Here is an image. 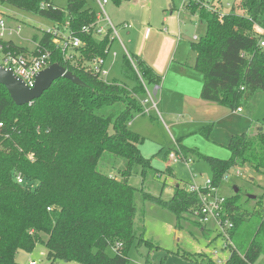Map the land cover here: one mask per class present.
Returning a JSON list of instances; mask_svg holds the SVG:
<instances>
[{
    "label": "trees",
    "instance_id": "1",
    "mask_svg": "<svg viewBox=\"0 0 264 264\" xmlns=\"http://www.w3.org/2000/svg\"><path fill=\"white\" fill-rule=\"evenodd\" d=\"M0 1L53 23L69 21L85 42L81 53L86 59L106 57L112 30L104 37L81 32L97 18L87 0H68L63 8L52 0ZM111 1L121 5L127 0ZM204 2L186 3L205 25L204 35L191 44L196 53L194 68L204 78L201 97L237 111L258 102L264 92V46L260 45L264 33L257 34L254 29L256 25L264 28V0H239L223 14ZM34 39L52 50L51 65L66 67L80 81L59 78L32 104L25 105L16 104L0 84V120L9 133L0 149V264H20L17 253H32L38 245L46 248L47 264H130L126 246L143 239V229L136 222L139 194L143 202L171 211L177 227H182L185 214H194L198 202L197 196L180 183L169 199L130 183L134 174H141L145 180L152 171L154 179L160 172L151 158L142 154L144 137L130 128V122L137 113H143L139 99L146 90L141 79L160 83L161 77L134 56L137 71L124 54L121 70L132 86L106 83L65 62L49 34ZM10 45L14 50L27 51L23 46ZM212 127L205 124L194 133L209 139ZM178 146L185 154L208 163L217 186L233 168L249 167L264 175L263 123L256 124L251 134L233 135L226 145L230 151L227 159L205 155L180 140ZM161 172L177 179L170 167ZM18 173L24 176V184L16 181ZM250 201L247 198L238 203V195L227 198L238 249L227 264H252L264 254L263 196L257 199L259 209L255 211L246 207ZM204 232L210 235L207 229ZM117 243L122 249L109 256L107 249ZM188 257L195 264H217L205 251Z\"/></svg>",
    "mask_w": 264,
    "mask_h": 264
},
{
    "label": "rangeland",
    "instance_id": "2",
    "mask_svg": "<svg viewBox=\"0 0 264 264\" xmlns=\"http://www.w3.org/2000/svg\"><path fill=\"white\" fill-rule=\"evenodd\" d=\"M87 1L89 6L98 13L99 10L96 1ZM184 1L148 0L147 7L152 11L153 23H158L154 25L162 27V16L169 13L170 5L173 3L175 4V8L178 9L185 6ZM52 2L54 5L63 8L67 5L68 0H52ZM237 2L239 0H221L222 6L226 8V13L230 10V5ZM205 5L207 6V4ZM222 6L214 8L223 14L224 12L221 10L223 9ZM105 9L109 18H111L116 26L122 42H124L131 52L132 48L127 40V29H124L120 22L125 19L130 20L129 16L136 12L134 11L135 5L132 3L129 5H116L110 0L105 5ZM0 12L14 24L20 23L22 25L21 34L13 38L17 43L28 49H31L34 45V36L40 37L44 29L53 25V22L45 17L24 13L8 4H3L1 1ZM238 12L240 13V10ZM190 13V11L188 13V11L184 10L181 12V16L184 18L186 16L188 17L186 23L189 30H194L195 28L196 34L202 35L204 33L203 27L193 25L191 16L189 15ZM142 18L144 23L148 22L146 13L145 17ZM140 20L142 21V19ZM102 24H105V22H102ZM120 38L117 36L116 42L113 43L111 48V53L107 57L108 63L111 64L112 52L116 51L118 53L117 60L111 67L108 79L110 82L117 81L121 85L123 83L131 87L133 82L126 78L121 70L125 53L120 46ZM133 57L134 54L131 58L135 59ZM142 82L150 90L153 89L155 82L150 81L149 78L144 77ZM174 94L175 98L172 101V105L178 108V99L182 95L180 92ZM144 96L145 94L140 99ZM156 99L158 101V108L153 109L150 114L137 113L130 122V128L144 137L143 143L140 144L141 152L144 156L151 158L153 167L160 172H157V177L154 179L152 171L145 180L141 174H134L130 178V183L138 188H144L145 191L153 195H162L164 199H169L172 196V191L177 183L187 188L193 182V174L197 176L196 182L198 184H203L205 180L212 177L208 163L202 159L198 160L194 158L190 166L183 160L174 162L168 160L167 155L170 149H176L178 140H180L181 144L187 145V147H199L201 149L200 151L205 155L227 159L230 156V151L226 145L233 135L243 132L251 134L254 132L256 124H264V92L258 96V101L261 100L258 108L256 107L258 102H254L252 105L245 106V111L242 113L235 112V114L221 121L216 123L211 122L213 127L209 139L202 134L194 133L206 123L200 124L201 126L199 127L195 126L194 128H198L192 131H186L185 129L188 127L174 125L171 122L184 121L185 117L178 118L177 116L172 117L167 115L160 104V95ZM110 131H113V127H110ZM107 166H110V163ZM167 167L171 168V171L176 174L177 179L174 176L167 175L165 172H161L165 171ZM100 169L106 174L109 173L107 169H102L101 167ZM235 186L238 187V192H235ZM219 188L220 192L227 198L238 195V203H243L247 198H251L252 201L246 207L252 211L259 209L257 199L263 196L262 204L264 207V175L257 174L249 167L242 168V170L240 168H233L228 177L221 182ZM253 195L255 198L251 197ZM137 203L139 214L136 222L143 229V239L141 241L135 239L126 246V251L131 259L130 264H195L194 260L189 258L188 255L194 256V254L201 251H205L209 255L214 248H218L223 257L229 254V250H221L223 239L219 236L216 228L210 225L207 229L210 235H207L201 230L202 227L196 224L194 214H185V218L181 220L182 227H177L176 216L171 211L151 202H143L140 194L137 197ZM46 252V248L41 245H38L32 253L19 251L17 253V262L20 264H31L30 261L35 260L38 264H47ZM107 253L109 256H114L116 254V248L113 246L109 247ZM60 264L73 263L61 261ZM256 264H264V254L258 258Z\"/></svg>",
    "mask_w": 264,
    "mask_h": 264
},
{
    "label": "built area",
    "instance_id": "3",
    "mask_svg": "<svg viewBox=\"0 0 264 264\" xmlns=\"http://www.w3.org/2000/svg\"><path fill=\"white\" fill-rule=\"evenodd\" d=\"M98 5L99 12L94 22L86 24L81 28V32L85 34H91L95 37H104L107 35L108 30H112L110 34V44L105 49L106 57L95 56L91 59H86L82 53L81 48L85 46L84 40L70 27V22L60 25L53 23L51 27L43 30V34H49L52 38L53 44L56 49H59L62 53L63 60L72 66L84 69L87 72L92 73L98 79L109 83V76L112 65L115 63L118 57L116 51L112 52V62L108 63L107 57L111 53L112 42L117 38L118 32L116 26L111 22L107 16L105 5L110 0H95ZM193 1V0H192ZM206 2V1H205ZM209 9H215L209 6ZM105 22V24H102ZM125 27L129 24L125 23ZM257 34L264 33V28L256 25L254 27ZM22 32V25L20 23L14 24L3 13L0 12V65L10 70L16 77L20 78L28 87H34L38 74L51 65L52 50L39 40H34V45L31 49L27 48V51L14 50L10 43L19 46L14 41V36L20 35ZM41 37V36H40ZM196 38V37H195ZM260 45L264 46V39L260 40ZM26 48V47H25ZM126 55L130 58L134 68L138 71L137 63L132 59L131 55L125 50ZM67 69V68H66ZM68 70V69H67ZM143 81V79H142ZM145 87V96L139 99L143 108V113L150 114L153 109L158 108L157 93L160 90V83L155 82L153 89H149L143 82ZM30 102L29 104H32ZM239 107L237 111H241ZM6 124L0 120V149L2 146V140L9 137V133L4 131ZM170 162L183 160L188 166H190L194 157L185 154L179 146L176 149L170 150L167 155ZM196 175H192L193 182L185 188L188 192L197 196V208L195 209L194 216L196 221L202 226V228L208 229L210 225H213L219 236L223 239V246L221 250H229L227 256H222V253L218 248L211 250L209 256L217 264H227L233 251L238 252L236 244L234 242L232 231L234 229V221L227 207V197L220 192L219 186L213 183L212 178L205 180L203 184L196 182ZM16 181L19 184L25 183V178L21 173L15 176ZM48 209H51L50 207ZM123 245L117 243L116 251L122 249ZM31 264H38L35 260L30 261ZM256 264V262L252 263Z\"/></svg>",
    "mask_w": 264,
    "mask_h": 264
},
{
    "label": "crops",
    "instance_id": "4",
    "mask_svg": "<svg viewBox=\"0 0 264 264\" xmlns=\"http://www.w3.org/2000/svg\"><path fill=\"white\" fill-rule=\"evenodd\" d=\"M187 1L188 0L184 1V7L178 9L175 8V4L172 3L170 5L169 13L162 16V27L154 25L158 23H153L152 11L147 7L148 0L124 1L121 5H129L132 3L135 5L134 11H136L129 16L130 20L125 19L120 22L121 26L127 29V40L132 48L131 52L124 42H122L120 36L119 38L121 43L120 46L124 53L126 50L130 55L134 54V56L144 61L161 77L160 90L157 96L160 95V104L165 113L172 117H185L184 121L171 122L174 125H184L188 127L185 129L186 131H192L201 126L200 124L216 123L235 114V112L242 113L245 109L242 108L241 111H231L229 108L201 97L204 78L203 75L194 68L196 53L191 49V44L205 33V25L199 20L197 13L193 12L192 7L186 5ZM205 1L212 7L219 8V6H222L221 0ZM234 4L236 3L230 5V9ZM225 9L226 8L223 7L221 10L225 12ZM184 10L188 11V13L189 11L191 12L189 15L191 16V21L194 26L203 27L204 33L202 35H197L195 28L194 30L188 29L186 23L188 17L186 16L184 18L181 16V12ZM145 13L146 19L148 20L146 23H144L142 18L145 17ZM109 19L111 20V18ZM140 19H142V21ZM125 23H128L129 26L125 27ZM114 42H116V39L113 40L112 46ZM15 43L17 42L15 41ZM17 44L23 46L19 43ZM178 92H180L182 96L178 99L179 107L175 108V106L172 105V101L175 98L174 93ZM260 103L261 100L258 101L257 108ZM195 126L198 127L194 128ZM198 149L201 150L199 147ZM201 230L204 231L205 228H201Z\"/></svg>",
    "mask_w": 264,
    "mask_h": 264
},
{
    "label": "water",
    "instance_id": "5",
    "mask_svg": "<svg viewBox=\"0 0 264 264\" xmlns=\"http://www.w3.org/2000/svg\"><path fill=\"white\" fill-rule=\"evenodd\" d=\"M68 78L79 82V78L69 72L66 67L52 64L42 70L36 79L34 87H28L20 78L16 77L10 70L0 65V84L5 86L13 101L18 105L29 104L39 98L44 91L48 90L59 78ZM238 192V187H234ZM255 198V196H251Z\"/></svg>",
    "mask_w": 264,
    "mask_h": 264
}]
</instances>
